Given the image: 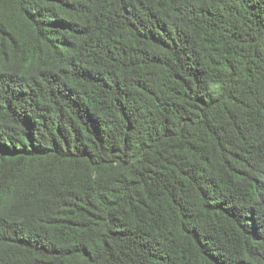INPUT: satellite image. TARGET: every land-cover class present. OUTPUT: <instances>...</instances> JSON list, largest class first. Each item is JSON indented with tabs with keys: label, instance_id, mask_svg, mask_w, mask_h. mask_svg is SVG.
Instances as JSON below:
<instances>
[{
	"label": "trees",
	"instance_id": "obj_1",
	"mask_svg": "<svg viewBox=\"0 0 264 264\" xmlns=\"http://www.w3.org/2000/svg\"><path fill=\"white\" fill-rule=\"evenodd\" d=\"M0 264H264V0H0Z\"/></svg>",
	"mask_w": 264,
	"mask_h": 264
}]
</instances>
